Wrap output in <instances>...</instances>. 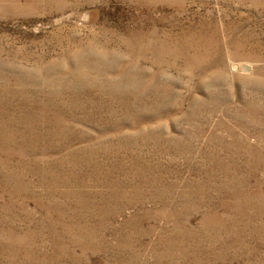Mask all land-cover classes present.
I'll return each instance as SVG.
<instances>
[{
	"label": "rangeland",
	"instance_id": "1",
	"mask_svg": "<svg viewBox=\"0 0 264 264\" xmlns=\"http://www.w3.org/2000/svg\"><path fill=\"white\" fill-rule=\"evenodd\" d=\"M0 264H264V0H0Z\"/></svg>",
	"mask_w": 264,
	"mask_h": 264
}]
</instances>
